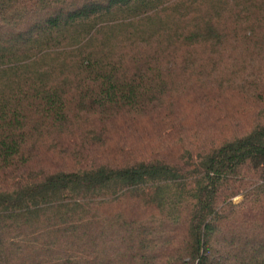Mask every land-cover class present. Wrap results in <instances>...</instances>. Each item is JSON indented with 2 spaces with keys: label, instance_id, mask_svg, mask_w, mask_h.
<instances>
[{
  "label": "trees",
  "instance_id": "1",
  "mask_svg": "<svg viewBox=\"0 0 264 264\" xmlns=\"http://www.w3.org/2000/svg\"><path fill=\"white\" fill-rule=\"evenodd\" d=\"M0 264H264V0H0Z\"/></svg>",
  "mask_w": 264,
  "mask_h": 264
}]
</instances>
